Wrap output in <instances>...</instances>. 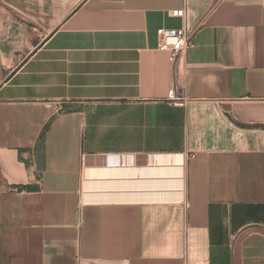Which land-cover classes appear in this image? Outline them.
<instances>
[{"label": "crops", "instance_id": "1", "mask_svg": "<svg viewBox=\"0 0 264 264\" xmlns=\"http://www.w3.org/2000/svg\"><path fill=\"white\" fill-rule=\"evenodd\" d=\"M0 264H264V0H0Z\"/></svg>", "mask_w": 264, "mask_h": 264}, {"label": "built area", "instance_id": "2", "mask_svg": "<svg viewBox=\"0 0 264 264\" xmlns=\"http://www.w3.org/2000/svg\"><path fill=\"white\" fill-rule=\"evenodd\" d=\"M158 35L160 38V49L170 52L172 62L174 63L175 67L178 68L183 56L193 46L194 33L190 30L176 31L160 29L158 31ZM191 101L192 100L186 97L183 89L179 87H176L174 90H172L167 100L169 104L181 107L186 106V104Z\"/></svg>", "mask_w": 264, "mask_h": 264}]
</instances>
